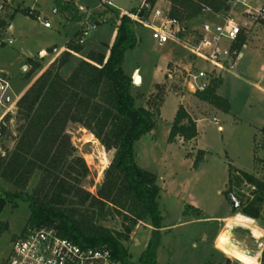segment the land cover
Returning <instances> with one entry per match:
<instances>
[{
    "label": "rangeland",
    "instance_id": "rangeland-1",
    "mask_svg": "<svg viewBox=\"0 0 264 264\" xmlns=\"http://www.w3.org/2000/svg\"><path fill=\"white\" fill-rule=\"evenodd\" d=\"M113 1L120 9L103 8L99 6L98 0H63L64 6L68 5L70 8L68 12L56 8L53 0H0V3H3L0 21L4 20L6 23L0 26V65L5 72L14 76L11 79L13 92L19 91L38 75L40 70H35V65L41 66L38 60L44 59V54H37L38 50L58 48L65 41L66 33L69 36L74 33L71 42L76 43L80 29L94 21L102 26L84 38L86 49L95 46L98 40L109 43L114 39L113 26L119 24L120 10L133 11L139 1ZM226 1L231 4V0ZM248 2L257 6L254 0ZM79 5L86 9V13H90H81ZM160 6L169 9L166 1H161ZM35 9L39 11L40 19L33 17L37 14ZM242 9L238 6L233 11L239 19L243 17ZM20 10H28L31 16ZM102 12L104 14L101 16ZM206 20L220 21L215 19L213 12L206 9L196 21L186 23L188 28L182 35L183 38L190 36L192 29ZM43 21L50 22L51 27H44ZM9 25L13 26V29L9 30ZM132 27L138 36V42L135 48L126 52L122 69L132 77L131 91L136 96V104L146 106L156 114L154 133H150L147 139L145 137L144 141L137 145L135 153L141 166L156 171L160 189L163 185L160 200L163 226L159 229L157 262L252 264L216 246L221 255L213 248L218 235L227 232L233 243L242 245L248 253L259 254L257 264H264L261 262L264 250V195L237 172L245 171L264 182V130L258 131L257 128L264 125V93L258 91L252 82L245 78L229 76L222 88L227 95V102H230L227 115L183 88L178 71L180 67L190 68L193 64L205 67L199 60L191 63L192 59L184 42L172 40L160 46L152 39L150 31L144 25L132 23ZM78 28L80 29L77 31ZM10 39L11 44L8 43ZM27 53L35 57V60L28 61ZM187 60L190 62L187 63ZM185 63L187 64L184 65ZM73 64L74 61H69L64 66L63 75L73 68ZM137 68L140 69L139 74H142L143 82L139 75L135 78H140L134 81L133 74ZM183 97L185 107L180 103ZM179 106L184 108L195 124L196 119L203 121L199 127L198 141L197 135L189 140L180 136L168 140L172 118ZM213 117L218 119L217 124L212 121ZM6 118L10 120L0 144L5 151H10L17 136L15 110L14 115L9 114ZM218 125L222 126L221 130H218ZM66 133L77 154L83 157L90 170L83 186L89 192L95 193L112 152L106 151L89 131L77 123H68ZM37 178L38 176L34 175L23 191L0 179V194L29 193ZM231 197L238 200L241 206L233 209ZM183 201L196 203L201 210ZM246 210L256 215H248ZM28 215L26 202L19 198L5 200L0 210V264L6 259L12 241L27 226ZM237 215L252 219L253 226L236 223L234 217ZM209 217L219 219L216 223L208 222L206 218ZM101 224L113 230H122V219L115 214L107 216ZM152 230L153 228L144 222H139L133 228L128 241L124 243L131 261H138Z\"/></svg>",
    "mask_w": 264,
    "mask_h": 264
},
{
    "label": "trees",
    "instance_id": "trees-1",
    "mask_svg": "<svg viewBox=\"0 0 264 264\" xmlns=\"http://www.w3.org/2000/svg\"><path fill=\"white\" fill-rule=\"evenodd\" d=\"M53 1L56 8L70 11L63 0ZM164 1L169 4V17L184 23L201 17L204 9L219 13L229 8L226 0ZM20 11L30 15L28 10ZM5 24L0 21V26ZM137 42L131 20L123 15L107 57L90 50L63 77L60 69L72 52L82 49V45L70 42L56 62L42 71L18 98L14 146L5 151L0 144V179L23 191L34 175L38 178L29 193L0 194V210L5 200L19 198L28 206L27 226L54 228L61 237L81 246H106L120 264H159L156 254L163 223L161 189L157 175L140 166L135 153L136 142L155 128L156 114L136 104L132 77L122 69L126 52L135 48ZM243 43L244 36L240 35L233 47L240 50ZM218 85L219 80L214 79L206 91L196 96L228 112L229 103L215 92ZM68 123L81 125L106 151L112 152L95 193L83 186L90 170L66 133ZM0 128L2 134L7 132L3 125ZM196 135L194 121L179 106L168 140L176 136L189 140ZM237 172L264 195V182L245 171ZM245 213L256 215L248 210ZM112 214L121 217L122 230L101 224ZM139 222L148 223L153 230L138 261L133 262L124 243ZM261 262L264 263V250Z\"/></svg>",
    "mask_w": 264,
    "mask_h": 264
},
{
    "label": "built area",
    "instance_id": "built-area-1",
    "mask_svg": "<svg viewBox=\"0 0 264 264\" xmlns=\"http://www.w3.org/2000/svg\"><path fill=\"white\" fill-rule=\"evenodd\" d=\"M138 1L139 4L133 11L121 9V16H127L134 24L144 25L150 31L152 39L160 46L172 40L184 42L192 59L191 63L199 60L205 64V67L193 64L190 68L180 67L178 70L183 88L191 94L206 91L212 81L220 76L221 71L234 68V61L240 50L234 48L233 44L248 28V22L264 26V1L253 6L248 0H231L228 10L213 13L215 19L220 21H203L192 29L190 36L183 38L182 35L187 31L188 26L169 17L168 9L160 6L163 0ZM98 2L103 8H116L113 0H98ZM238 6L243 8L242 19L237 18L233 13ZM2 10L3 3H0V12ZM43 25L46 28L51 27L48 21H43ZM98 26L94 21L87 23L80 29L76 43L82 45L84 38ZM8 43L11 44L12 40L10 39ZM174 72L176 74L175 70ZM169 73L168 75L171 76ZM9 89V81L0 75V125L6 129L10 120L9 118L6 120V116L14 115V110L9 107ZM212 121L216 124L218 122L216 118ZM218 129H221L219 125ZM2 264H120V262L113 257L106 246L85 247L61 237L54 228L26 226L12 241L10 251Z\"/></svg>",
    "mask_w": 264,
    "mask_h": 264
},
{
    "label": "crops",
    "instance_id": "crops-1",
    "mask_svg": "<svg viewBox=\"0 0 264 264\" xmlns=\"http://www.w3.org/2000/svg\"><path fill=\"white\" fill-rule=\"evenodd\" d=\"M164 1V0H163ZM264 0H254V2H257V3H260ZM167 5L169 6L168 2H167ZM79 10L81 11V13L83 12V14L86 13V9L79 5ZM116 8L118 9L119 7L116 6ZM115 8V9H116ZM33 9V8H32ZM36 10V9H35ZM37 11V10H36ZM102 10H100L101 12ZM55 12V11H54ZM94 12V11H93ZM90 12L87 11L86 14H89ZM39 11H37V14L35 15L37 19H40V15H39ZM85 14V15H86ZM196 21V20H195ZM104 25H107V24H104ZM102 25H99L98 27H101ZM114 27V39H115V36H116V32H117V25L113 26ZM63 28L66 29V25L63 24ZM8 29L11 30L13 29V26H8ZM80 28L77 29V31L79 30ZM98 29V28H97ZM243 36H244V43L239 51V54L238 56L236 57L235 61H234V68L233 69H229V68H226L224 69L223 71H221V74L220 76L217 78L219 80V85L218 87L216 88V94L226 100L227 99V95L226 93H224V91L222 90L223 86L227 83L228 81V77H234V78H245L247 80H249V82H252L253 86L258 90L260 91L261 93H264V26H261L257 23H249L248 22V28L245 29L243 31ZM74 37V33L72 35H68V33H66L65 35V41L57 48V47H53V48H49V49H46V48H41L38 50L37 54L39 55H42L44 54V59H41V60H38L39 63H41L42 65L37 67L35 70H40L38 75L44 71L47 67H49L52 63L56 62V60L59 58V56L67 50V46L68 44L72 41ZM114 39L112 38V40L114 41ZM137 39H138V36H137ZM110 41L109 43H106V42H103V41H96V45L94 46H91L89 47L88 49H86V45L85 43L83 42L82 44V49L81 51L79 52H72L71 53V56L69 57V61H74V64H73V68L70 69V71H67L66 75H63L62 73V70L64 68V66L68 63H66L61 69H60V74L63 76V77H67L71 71L74 69V67L82 60V59H85L86 57V54L90 51V50H94V51H97V52H100L101 54H103L105 57L108 56L109 54V50H110V47L113 43V41ZM74 43V42H73ZM102 46V47H101ZM189 55V54H188ZM26 58H29V60H35V57L31 56L30 53H27V56ZM190 60H187V63H189ZM187 63H185L184 65H186ZM178 64V62L176 63ZM27 66H24V68H26ZM39 68V69H38ZM140 69L137 68V71L136 73L133 74V77H134V81L136 80L135 76L136 75H139L141 77V82H143V76L142 74L140 73ZM5 74V75H4ZM0 75L3 76L4 78H6L9 83H10V89L8 91V95H9V107L13 110H16V107H15V104H16V101L18 100V98L24 93V91L30 86V84L34 81V79L38 76H36L32 81H30L29 83L23 85L19 91L17 92H13V89L11 87V79L14 77V76H11L10 74H8V72H5L4 69L1 68V65H0ZM10 80H9V79ZM13 92V93H12ZM10 93L12 95H10ZM13 97V98H12ZM164 102V101H163ZM184 107H185V100H184V97L181 99V102ZM230 103V102H229ZM162 110V109H161ZM187 110V109H186ZM220 110V109H218ZM177 111V110H176ZM230 111V110H229ZM228 112H225L227 115H229ZM176 113V112H175ZM188 114V113H187ZM189 115V114H188ZM175 116V114H174ZM173 116V118H174ZM190 116V115H189ZM172 118V119H173ZM213 118H216V117H213ZM212 118V119H213ZM170 119V121L172 120ZM217 119V118H216ZM218 120V119H217ZM169 121V122H170ZM196 130H197V141H198V134H199V127H200V124L203 122L202 120L200 119H196ZM264 123V122H262ZM222 129V126L219 125ZM262 127H257L258 128V131H262V128H264V125H261ZM218 128V127H217ZM220 129V130H221ZM219 130V129H218ZM153 134L154 133V130H152L151 132L145 134L143 137H141V139L139 141L136 142L135 144V149L137 147V145L143 140L144 141V138L146 137L147 139V136L149 134ZM199 150H202L200 147H198ZM162 161H163V158H161V164L162 165ZM139 164V163H138ZM140 165V164H139ZM141 166V165H140ZM143 167V166H142ZM144 168V167H143ZM147 169V168H145ZM147 170H150L152 171L153 173L156 174V171L155 170H151V169H147ZM158 179V178H157ZM163 180V179H162ZM162 189H163V185H162ZM161 189V191H162ZM161 197H162V193H161ZM184 202V201H183ZM181 202V203H183ZM185 204H188L196 209H200L199 205L196 204V203H193V202H184ZM208 220V222H215L219 219L218 217H209V218H206ZM163 226V225H162ZM213 248L218 251L220 254V250H217V247H216V244L213 243ZM222 255V254H221ZM156 257H157V254H156Z\"/></svg>",
    "mask_w": 264,
    "mask_h": 264
},
{
    "label": "bare ground",
    "instance_id": "bare-ground-1",
    "mask_svg": "<svg viewBox=\"0 0 264 264\" xmlns=\"http://www.w3.org/2000/svg\"><path fill=\"white\" fill-rule=\"evenodd\" d=\"M137 78H140V77L137 76L135 82L137 81ZM234 220L236 221V223L243 225V226L250 227V226H253L254 224V221L252 219L242 216V215L235 216ZM216 246L220 250L244 262L252 263V264H257L258 262V256H259L258 253H255V254H251L252 252L248 253L242 245L233 243L230 237L228 236L227 232H224L218 235V237L216 238Z\"/></svg>",
    "mask_w": 264,
    "mask_h": 264
},
{
    "label": "water",
    "instance_id": "water-1",
    "mask_svg": "<svg viewBox=\"0 0 264 264\" xmlns=\"http://www.w3.org/2000/svg\"><path fill=\"white\" fill-rule=\"evenodd\" d=\"M0 151H1V148H0ZM230 199H231V205L233 209H236L241 206V203L238 200H236L234 197H231Z\"/></svg>",
    "mask_w": 264,
    "mask_h": 264
}]
</instances>
